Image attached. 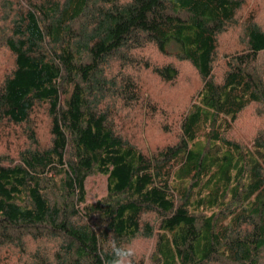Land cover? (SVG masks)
Segmentation results:
<instances>
[{
    "label": "trees",
    "instance_id": "trees-1",
    "mask_svg": "<svg viewBox=\"0 0 264 264\" xmlns=\"http://www.w3.org/2000/svg\"><path fill=\"white\" fill-rule=\"evenodd\" d=\"M253 19L247 0H0V144L23 139L0 155V248L44 240L29 264H105L111 234L153 238V264H257L264 129L231 135L264 110ZM185 64L199 81L170 98ZM148 123L168 137L153 150L133 143ZM91 174L105 196L85 205Z\"/></svg>",
    "mask_w": 264,
    "mask_h": 264
},
{
    "label": "rangeland",
    "instance_id": "rangeland-1",
    "mask_svg": "<svg viewBox=\"0 0 264 264\" xmlns=\"http://www.w3.org/2000/svg\"><path fill=\"white\" fill-rule=\"evenodd\" d=\"M247 2L248 5H251L253 8L254 23L264 29V0H247ZM176 16L181 19H184L186 17L185 13L183 12L177 13ZM221 40L226 46L230 45V47L228 48L235 50L238 40V34H236V31L228 30V32L222 36ZM223 50L224 49L220 50V52L223 53ZM220 52L218 50L219 54ZM262 61L263 59L261 57V54H259L257 56L256 64L259 65ZM1 63L2 58L0 56V64ZM219 64H221L220 61ZM180 72L182 73L181 76L183 80L178 81L171 88V93L169 94L170 98L172 96H180V94H178V89L180 84L184 81H187L191 88L192 85L197 84L199 81L188 64L183 65ZM213 72L215 76H218L220 74V68L214 66ZM195 80L197 81V83ZM195 88H197V85L195 86ZM191 95L192 93L189 92L188 96L184 97L185 100L188 101ZM178 103L181 104L180 101H178ZM260 114L262 115L260 116ZM36 125L38 127L37 132L40 139H45L47 137V130L45 129L44 118L42 116H40ZM259 126L264 129V110L260 105L252 108L247 113H243V115L240 116L239 120L233 126L234 129L232 128L231 135L237 140L239 139V137L252 140L255 136L260 134L261 130L258 132ZM152 127L153 126L148 123L145 124L144 128H142L140 134L138 133V131H135L133 143L137 144L141 149H144L145 146L148 149L153 150L154 148H157L158 145L161 144V142H165L168 139V137L167 139L166 137L162 139L155 128L153 129ZM6 144L7 143L5 142L4 144H0V155L7 154L11 157V159H13L15 157L17 147L23 145V139L22 137H19L15 140L14 144ZM84 192L85 205H90L95 200L103 198L105 196V178L100 175L91 174L84 182ZM155 219L156 217L154 215H150L145 220L149 221V224L153 226L152 223ZM152 243L153 238L151 240H148L139 236H137L132 241H129L128 245H130L135 250L133 264H153L150 259L151 252H149L150 247L152 251ZM44 246L47 248H51L52 244L46 243V241L44 240H41V242H34L30 239L24 238L21 246L10 245L2 247L0 248V264H29V261H26V259L29 257V253H31L36 247ZM259 254L260 255L257 264H264V248L260 250Z\"/></svg>",
    "mask_w": 264,
    "mask_h": 264
},
{
    "label": "clouds",
    "instance_id": "clouds-1",
    "mask_svg": "<svg viewBox=\"0 0 264 264\" xmlns=\"http://www.w3.org/2000/svg\"><path fill=\"white\" fill-rule=\"evenodd\" d=\"M107 245L110 249L111 259L105 264H133L135 250L130 245L118 242L117 238L111 234Z\"/></svg>",
    "mask_w": 264,
    "mask_h": 264
}]
</instances>
